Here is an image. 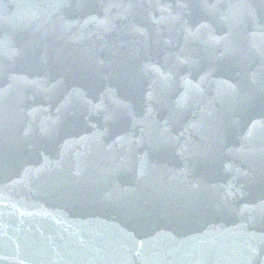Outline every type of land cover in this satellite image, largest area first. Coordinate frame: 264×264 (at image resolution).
Instances as JSON below:
<instances>
[{"label": "water", "instance_id": "obj_1", "mask_svg": "<svg viewBox=\"0 0 264 264\" xmlns=\"http://www.w3.org/2000/svg\"><path fill=\"white\" fill-rule=\"evenodd\" d=\"M0 264H264V0H0Z\"/></svg>", "mask_w": 264, "mask_h": 264}]
</instances>
